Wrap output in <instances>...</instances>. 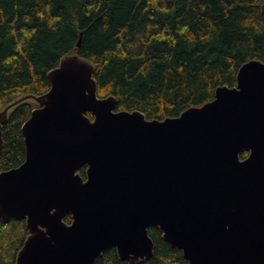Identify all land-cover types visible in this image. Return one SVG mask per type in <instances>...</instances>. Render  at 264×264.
Returning <instances> with one entry per match:
<instances>
[{"label": "water", "instance_id": "1", "mask_svg": "<svg viewBox=\"0 0 264 264\" xmlns=\"http://www.w3.org/2000/svg\"><path fill=\"white\" fill-rule=\"evenodd\" d=\"M95 72L68 53L46 93L0 111L1 150L11 109L37 103L22 125L24 162L0 171V219L28 229L15 264H94L110 248L144 261L150 227L187 264H264V61L245 62L236 85L162 120L117 110V96L98 95Z\"/></svg>", "mask_w": 264, "mask_h": 264}, {"label": "trees", "instance_id": "2", "mask_svg": "<svg viewBox=\"0 0 264 264\" xmlns=\"http://www.w3.org/2000/svg\"><path fill=\"white\" fill-rule=\"evenodd\" d=\"M263 2L0 0V111L22 95L46 93L49 71L77 51L96 66L98 95L117 96V110H140L148 119L178 116L212 100L218 86L236 85L245 62L264 61ZM36 106L29 98L11 109L0 171L24 162L22 125ZM80 173L86 178L87 166ZM27 234L26 220L0 219V264L16 263ZM149 234L150 259H121L110 248L94 264H187L160 228L150 227Z\"/></svg>", "mask_w": 264, "mask_h": 264}]
</instances>
